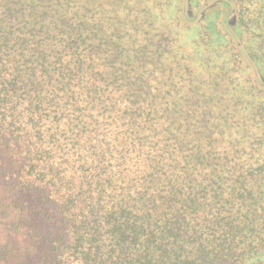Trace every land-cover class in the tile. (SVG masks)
Instances as JSON below:
<instances>
[{
	"label": "trees",
	"instance_id": "16d2710c",
	"mask_svg": "<svg viewBox=\"0 0 264 264\" xmlns=\"http://www.w3.org/2000/svg\"><path fill=\"white\" fill-rule=\"evenodd\" d=\"M0 264H264V0H0Z\"/></svg>",
	"mask_w": 264,
	"mask_h": 264
}]
</instances>
